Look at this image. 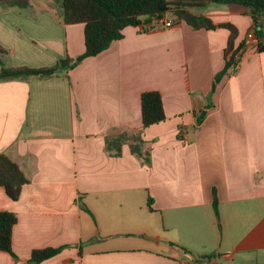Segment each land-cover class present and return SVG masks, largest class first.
<instances>
[{
	"label": "crops",
	"instance_id": "obj_1",
	"mask_svg": "<svg viewBox=\"0 0 264 264\" xmlns=\"http://www.w3.org/2000/svg\"><path fill=\"white\" fill-rule=\"evenodd\" d=\"M191 11L233 23L234 49L253 29L242 5ZM164 16L171 26H128L68 70L0 80V153L29 179L18 200L0 186V211L18 217L16 256L0 250V264H264V51L247 41L213 91L231 31ZM0 46L7 67H50L83 54L85 25L65 23L59 0L0 4ZM147 90L161 92L166 118L145 127ZM121 136L117 152L108 141ZM49 247L62 249L30 262Z\"/></svg>",
	"mask_w": 264,
	"mask_h": 264
},
{
	"label": "trees",
	"instance_id": "obj_2",
	"mask_svg": "<svg viewBox=\"0 0 264 264\" xmlns=\"http://www.w3.org/2000/svg\"><path fill=\"white\" fill-rule=\"evenodd\" d=\"M31 0H0L5 6L26 8ZM61 17L67 24L83 23L85 25V51L76 58L66 57L60 59L54 66L29 67L3 66L0 71V80L21 79L31 76L48 77L57 74L61 69H70L89 56H95L106 50L113 41L124 36V29L128 26H140L143 30L154 29V22L169 11L174 12L178 21H185L195 28L215 29L225 27L231 31L228 45L225 49L226 63L213 79L214 91L223 77L235 63L236 53L245 46L241 43L234 49V42L238 35L237 27L231 22L215 24L209 17L197 15L191 11L194 8H205L210 4H238L247 8L253 18V27L258 38L257 49L264 51V0H59ZM0 46V53H6ZM142 117L145 127L163 121L166 118L163 97L158 90H147L141 95ZM210 105H206L198 115L197 122H202ZM135 137V136H134ZM125 136L109 140V146L120 150ZM137 145H132L134 152ZM29 181L18 163L6 153H0V186L4 187L12 200H18L23 185ZM214 209L217 218H220L219 201L214 190ZM153 199L149 198V207ZM89 211V210H88ZM18 221L17 214L12 211H0V250L16 254L12 248L13 229ZM62 248H42L32 251L30 262H41L61 251ZM212 256H199L195 259L201 263L210 262ZM214 264V263H213ZM260 264V263H257Z\"/></svg>",
	"mask_w": 264,
	"mask_h": 264
},
{
	"label": "built area",
	"instance_id": "obj_3",
	"mask_svg": "<svg viewBox=\"0 0 264 264\" xmlns=\"http://www.w3.org/2000/svg\"><path fill=\"white\" fill-rule=\"evenodd\" d=\"M159 22L164 24L165 26L169 27L172 25V22L167 20L166 17L164 15L160 16L159 17ZM264 28V27H263ZM247 41H250L252 44H255L257 46L258 44V38L255 34V30H254V27L252 30H250L248 33H247V39L245 41V46L243 48H241L235 55V63L233 64L232 66V69L236 70L238 67H239V62H240V58H241V54L244 50V48L246 47V42ZM181 264H207L206 262L205 263H201L199 261H197L195 258H192V259H186L184 261L181 262Z\"/></svg>",
	"mask_w": 264,
	"mask_h": 264
},
{
	"label": "rangeland",
	"instance_id": "obj_4",
	"mask_svg": "<svg viewBox=\"0 0 264 264\" xmlns=\"http://www.w3.org/2000/svg\"><path fill=\"white\" fill-rule=\"evenodd\" d=\"M168 15H169V17H171V18H177V16L174 14V12H172V11H169L168 12ZM7 65V66H9V65H11L12 63H13V58L12 57H10L9 55H5V56H3V58L2 59H0V67L2 66V65ZM4 65V66H5ZM6 66V67H7ZM155 216H156V218H157V220H156V223H157V227H158V230L160 231V232H163L164 233V231H165V227H167V223H165L163 220H162V216H160L159 215V213H156L155 214ZM167 224V225H166ZM165 234V233H164Z\"/></svg>",
	"mask_w": 264,
	"mask_h": 264
}]
</instances>
